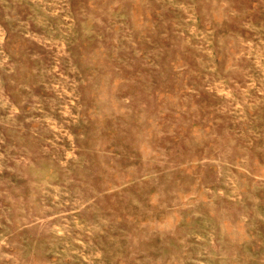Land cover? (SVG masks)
Returning a JSON list of instances; mask_svg holds the SVG:
<instances>
[{
	"label": "rangeland",
	"instance_id": "374dc122",
	"mask_svg": "<svg viewBox=\"0 0 264 264\" xmlns=\"http://www.w3.org/2000/svg\"><path fill=\"white\" fill-rule=\"evenodd\" d=\"M0 264H264V0H0Z\"/></svg>",
	"mask_w": 264,
	"mask_h": 264
}]
</instances>
